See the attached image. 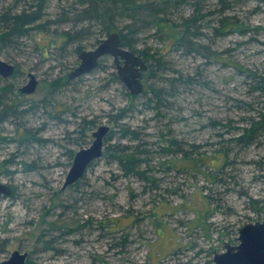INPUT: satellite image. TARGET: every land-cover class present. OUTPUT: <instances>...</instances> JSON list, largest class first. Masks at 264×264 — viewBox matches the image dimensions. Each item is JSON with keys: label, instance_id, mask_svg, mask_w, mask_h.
Wrapping results in <instances>:
<instances>
[{"label": "rangeland", "instance_id": "rangeland-1", "mask_svg": "<svg viewBox=\"0 0 264 264\" xmlns=\"http://www.w3.org/2000/svg\"><path fill=\"white\" fill-rule=\"evenodd\" d=\"M75 1L51 0L41 20L52 21L47 33L59 35L73 27L61 16L77 7ZM255 5L249 1L228 14L264 26L262 7L255 12ZM23 6V0H0V12ZM180 7L185 15L192 11ZM98 31L92 27L82 40L50 49L43 46L47 36L33 31L0 50L2 60L18 65V75L0 76V85L14 87L11 98L25 110L22 118L0 125V136H15L20 123L42 139L0 142V182L11 189L7 196L0 194V261L17 249L27 253L25 264H214V252L224 250L225 242L237 243L240 226L264 217V140L233 145L226 139L234 129L221 126L228 121L243 126L264 112V93L253 90L234 68L239 64L264 76V28L252 36L234 33L217 39V60L169 52L168 67L161 71L167 79L144 73L143 88H168L164 84L169 86L168 79L177 75L194 79L175 80V93L165 99L168 106L158 108L145 105L149 93L128 99L125 85L112 76L111 56H104L101 68L63 84L79 63L76 47L93 49L105 37ZM140 39L138 48L162 50L157 34ZM28 72L38 80L36 89L20 95L16 89L28 80ZM129 103L124 122L138 131L140 139L134 142L121 139L110 122V115ZM83 118L95 121L92 130L102 124L113 129L103 139V150L115 144L144 145L149 151L142 169L154 184L124 176L104 152L78 185L62 188L72 162L67 150L79 149L73 132ZM91 141L86 138L85 147ZM166 146L174 151H162ZM198 157L202 160L195 164ZM23 162L33 165L28 169ZM251 199L258 200L260 209L252 207Z\"/></svg>", "mask_w": 264, "mask_h": 264}, {"label": "trees", "instance_id": "trees-1", "mask_svg": "<svg viewBox=\"0 0 264 264\" xmlns=\"http://www.w3.org/2000/svg\"><path fill=\"white\" fill-rule=\"evenodd\" d=\"M23 1L24 6L22 8L7 9V11L0 12V50L3 48L9 49L16 45L19 39L24 38L33 31L44 35L43 38L47 36L43 45L45 49L63 47L69 43H74L75 40H82L85 35L91 34L92 27H95L98 28L101 36L117 32L120 38V45L141 56L147 65L144 73L150 77L156 76L158 80L167 79L161 71L168 67L165 57L171 51H181L183 54H200L211 60H217L221 58L220 52L213 49L217 39L234 33L252 36V34H259V30L264 28V26L252 25L241 20L238 16L228 14L230 10H234V7L241 6L249 1L256 2L253 8L255 12L261 11V7L262 12H264V0H214L211 4L206 2L210 0H76L74 4H77V7L61 16L62 22L72 23L73 27L62 30L59 35L57 31H55V34H49L47 33L49 31L47 25L52 23V21L41 20L44 16V9L51 0ZM182 4L188 5L192 11L185 15L181 10L182 7H180ZM173 17H176L175 20ZM177 19H179V22L176 21ZM149 34H157L159 36L162 50L150 53L149 48H138L140 37L143 35L147 37ZM251 36V40H254ZM100 41L101 39H97V43ZM80 50L81 47L77 46V53ZM105 57L99 60L95 69L102 67ZM12 64L15 66V71L11 77L15 78L18 75V65ZM230 65L232 66V64ZM112 67L114 68V65ZM234 68L249 79V86L253 90L264 93V76L249 67L239 64H234ZM112 76L117 78L115 72H112ZM67 78L68 75L66 74L64 76L66 81L63 84L72 80ZM192 79L194 78L190 75H177L172 79H168L170 81L168 83L169 86L164 84L168 88L161 84L160 86L149 87V91L143 88L139 94L132 95L126 92V95L128 99L134 100L138 97L142 98L143 95L149 93L147 100L144 102L146 106L148 105L149 107L150 103H153L156 108H158V105L167 107L168 104L165 99L173 96L172 94L176 91L174 81L182 80L188 83L192 82ZM56 82L51 85L53 89L58 87L55 84ZM13 89L14 87L9 85H0V125L9 118L19 119L24 116L25 110L20 109L19 104L15 101L13 102L11 98V95H15ZM130 110V103L127 106L117 108L116 112L110 115V122L118 127L115 132L121 139L134 142L140 139V135L137 130L132 129L130 125L124 122ZM214 123L220 124L218 121H214ZM18 125H20L19 132L15 130V136H0V142L18 141L21 144H29V141H42L29 128L16 123V126ZM94 126L95 121L92 119L83 118L78 123V127L73 133H76L79 137V140L74 142L79 149L85 147L86 138L91 136ZM221 126L234 129L235 133L226 139L227 142L233 145L245 147L255 143V141H259V139L264 140V112H259L255 117H249L243 126H233L230 121L221 124ZM112 131L113 129L110 128L107 133L109 137ZM170 141L175 146L179 145L174 139ZM173 148L174 146H166L162 151H174L172 150ZM178 150H181V148H178ZM148 151L144 145L141 146L138 143L121 146L115 144L114 146L106 147L103 150V154L104 152H109L112 161L118 164L124 176H135L154 184L153 177L147 174L146 169H142L147 162ZM74 153V150L68 149V158L72 160ZM201 160L202 158L198 157L193 161L195 164H200ZM23 164L28 169L33 165L32 162H23ZM91 164L92 162L88 166ZM78 182L79 180L73 183V186L78 185ZM250 201L252 207L260 209L259 205L257 206L258 200L251 199ZM49 241L45 240V245H48ZM45 247L47 248L48 246Z\"/></svg>", "mask_w": 264, "mask_h": 264}, {"label": "water", "instance_id": "water-1", "mask_svg": "<svg viewBox=\"0 0 264 264\" xmlns=\"http://www.w3.org/2000/svg\"><path fill=\"white\" fill-rule=\"evenodd\" d=\"M104 56H111L118 80L125 85L132 95L143 90L142 77L147 69L144 59L132 50L120 45L117 32H112L90 50H81L78 53L79 63L68 74V79L79 77L94 70L99 60ZM15 66L0 58V76L11 77ZM28 80L17 88L20 95L32 94L38 80L32 72L27 73ZM110 127L106 124L99 125L91 132L92 141L86 146L75 151L70 167L67 171L62 188L75 183L85 173L88 165L103 155V139ZM11 192L10 187L0 182V194L5 196ZM237 243L225 242L224 250L214 252V264H264V217L261 220L244 223L237 229ZM26 252L14 249L7 259L0 264H25Z\"/></svg>", "mask_w": 264, "mask_h": 264}, {"label": "flooded vegetation", "instance_id": "flooded-vegetation-1", "mask_svg": "<svg viewBox=\"0 0 264 264\" xmlns=\"http://www.w3.org/2000/svg\"><path fill=\"white\" fill-rule=\"evenodd\" d=\"M3 78V77H2Z\"/></svg>", "mask_w": 264, "mask_h": 264}]
</instances>
